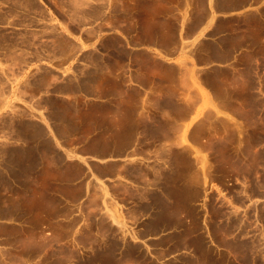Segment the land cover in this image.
<instances>
[{"label": "crops", "instance_id": "crops-1", "mask_svg": "<svg viewBox=\"0 0 264 264\" xmlns=\"http://www.w3.org/2000/svg\"><path fill=\"white\" fill-rule=\"evenodd\" d=\"M206 6L207 17L194 31L185 20L179 26L176 44L173 15L159 10L136 9L134 20H126L120 8L104 6L77 22L70 9L44 3L47 23L66 39L42 38L48 48L24 60L22 80L4 93L10 129L0 137V222L18 234L0 238L42 240L45 252L60 257L55 264H143L144 250L157 260L152 264H172L168 243L142 245L176 235L172 223L158 221V203L120 195L157 189L129 181V165L157 160V149L174 138H207L208 112L231 115L215 97L217 80L208 71L232 69L237 81H252L248 93L264 94L258 49L264 0H206ZM143 143L157 149L142 151ZM116 187L123 190L118 194ZM104 190L105 203L124 218L104 215ZM142 204L146 212L135 209ZM104 218L114 233L96 228ZM128 241L141 245L134 249L138 259L127 260Z\"/></svg>", "mask_w": 264, "mask_h": 264}, {"label": "rangeland", "instance_id": "rangeland-1", "mask_svg": "<svg viewBox=\"0 0 264 264\" xmlns=\"http://www.w3.org/2000/svg\"><path fill=\"white\" fill-rule=\"evenodd\" d=\"M46 1L58 9H70L77 22L97 16L104 6L120 8L126 20H134L136 9L149 14L159 10L163 16L173 15L176 44L177 30L184 20L191 33L208 14L206 0H0L1 138H5L10 129L6 113L8 98L4 93L22 80L24 60L48 48L44 43L41 45L42 38L66 39L56 26L47 23L46 18L51 15L44 11ZM231 42L238 45L240 39ZM59 49L62 53L66 46ZM258 49L264 58V46ZM234 72L223 68L206 74L211 79L216 78L219 93L215 97L231 112V115L225 114L226 117L207 113V138H174L166 149L143 143L140 150L153 147L158 151V159L151 163L133 162L128 167L129 181L143 187L152 184L157 189L142 193L127 191L120 195L126 200L152 198L158 203V221L172 223L171 229L176 233L164 240H146L142 245L149 248L168 243L175 252L169 260L172 264L208 261L264 264V94L248 93L252 81H237ZM220 79L222 85L218 84ZM260 83L262 90L264 78ZM202 135L201 129L196 136ZM115 190L119 194L123 189L116 187ZM103 193L104 215L114 218L116 212L124 218L123 212L108 207L105 199L110 195L107 190ZM135 209L146 212L149 207L142 204ZM0 213L5 216L4 210ZM152 227L154 224L148 225L146 230ZM96 228L110 233L117 230L106 218L96 223ZM9 232L18 234L0 222V233ZM109 242L110 246L119 245L117 240ZM127 246L131 248L127 260L138 259L140 256L135 255L134 249L141 245L128 241ZM45 250L42 240L24 244L20 238H0V264L59 263L60 257L54 250L49 253ZM142 259L143 264L157 261L145 250Z\"/></svg>", "mask_w": 264, "mask_h": 264}]
</instances>
